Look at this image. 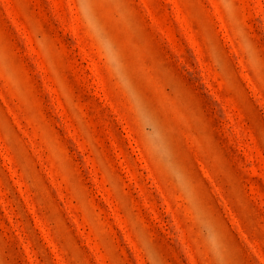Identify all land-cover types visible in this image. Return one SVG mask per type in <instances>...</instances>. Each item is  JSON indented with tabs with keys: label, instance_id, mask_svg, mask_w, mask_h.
I'll list each match as a JSON object with an SVG mask.
<instances>
[{
	"label": "rangeland",
	"instance_id": "obj_1",
	"mask_svg": "<svg viewBox=\"0 0 264 264\" xmlns=\"http://www.w3.org/2000/svg\"><path fill=\"white\" fill-rule=\"evenodd\" d=\"M0 264H264V0H0Z\"/></svg>",
	"mask_w": 264,
	"mask_h": 264
},
{
	"label": "clouds",
	"instance_id": "obj_2",
	"mask_svg": "<svg viewBox=\"0 0 264 264\" xmlns=\"http://www.w3.org/2000/svg\"><path fill=\"white\" fill-rule=\"evenodd\" d=\"M77 8L86 30L90 33L96 45L101 50L106 65L111 70L113 78L117 82L120 91L125 96L131 108L135 122L141 126V131L143 132L142 143L146 153L152 160L159 159L165 163L166 167L171 168L169 153L164 144L162 133L155 124L151 115L140 103L135 92L132 90L130 82L124 73L123 67L118 60L114 49L100 33L88 8L80 2H78ZM172 170L174 174L179 175V173L174 169Z\"/></svg>",
	"mask_w": 264,
	"mask_h": 264
}]
</instances>
